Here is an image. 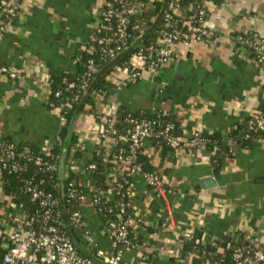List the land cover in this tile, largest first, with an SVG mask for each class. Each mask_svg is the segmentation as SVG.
Segmentation results:
<instances>
[{
  "label": "crops",
  "instance_id": "1",
  "mask_svg": "<svg viewBox=\"0 0 264 264\" xmlns=\"http://www.w3.org/2000/svg\"><path fill=\"white\" fill-rule=\"evenodd\" d=\"M19 1L16 19L0 40V65L19 69L23 77H0V137L41 149L56 142L63 124L59 109L46 104L51 77L70 71L74 57L90 49L100 0ZM207 21L215 29L212 39L179 46L157 73L143 71L113 90L109 86V96L132 112L163 110L179 119L187 133L200 129L218 134L224 149L226 135L264 106V67L236 40L251 31L264 36V0L212 1ZM86 106L73 124L86 144L73 171L89 194L90 138L96 121ZM143 148L165 192L157 195L140 175L132 178L131 210L143 244L124 250L126 262L145 258L146 264H188L195 251L182 259L175 254L181 249L178 240L192 238L210 242L227 235L264 247V139L245 149L237 146L217 166L214 151L168 159L148 141ZM167 206L172 217L163 228ZM82 211L97 247L109 251L110 236L99 213L89 202ZM16 212L0 181V247L5 245L2 236L17 224ZM75 235L81 251L91 256L82 234Z\"/></svg>",
  "mask_w": 264,
  "mask_h": 264
},
{
  "label": "built area",
  "instance_id": "2",
  "mask_svg": "<svg viewBox=\"0 0 264 264\" xmlns=\"http://www.w3.org/2000/svg\"><path fill=\"white\" fill-rule=\"evenodd\" d=\"M150 2L153 0L99 1L96 32L114 28L115 34V37H101L102 52L108 60L117 58L130 47L136 38L145 35L146 22L141 19V15ZM210 3L211 0H164L160 22L153 29L155 40L146 47H139L133 51L129 60L124 63V67L119 68L117 73L105 77L111 90L117 88L120 81H132L138 78L143 71L149 74L157 73L175 55L179 46L190 47L212 39L215 29L207 21ZM19 6V0H0V40L12 24V19L18 14ZM155 19L156 17H153L152 21ZM236 40L252 50L255 53L253 57L255 62L264 67V36L257 31H251L248 34H238ZM96 70V65L89 60L88 71L85 75L89 76ZM0 77L21 79L23 75L19 69L0 65ZM87 81V78L81 80L80 90L82 92H85ZM54 94L58 96L60 91ZM93 97L95 100L94 113H90L96 121V126L90 141L92 145L103 141L105 154L109 153L115 141L127 145L129 153L125 154L120 148L114 154L112 161L116 164L113 171H124L128 179H125L123 183H118L115 189L97 191L93 195L78 189L76 182L72 179L61 192L67 197L66 201L74 199L85 204L89 202L90 205L112 201V205L107 209L112 213V217H108L101 208L97 212L109 233L110 250L105 251L97 247L96 238L82 210L71 212L65 220L61 215L58 197L40 186L43 179L39 180L40 184L33 183L31 179H25L22 190L30 195L32 201L37 202L40 211L38 209L33 213H25L20 207L16 209V226L2 236L5 245L1 247L3 251H0V264H129L123 259L124 250L137 248L143 244L138 237L140 225L131 210L133 195L131 180L135 175H140L155 194L164 195L165 192L164 183L156 171H143L140 164L136 162L135 153L145 146L146 141L155 146L154 151H158L159 146L156 143L153 144V140L163 137L166 143L173 148L177 159L182 155L192 157L198 155L209 142L202 136L200 129L187 133L181 125L183 136H173L169 133L172 127L170 123L162 125L161 122L142 117L132 111L126 115L130 130L121 134L115 125L118 108L116 102L111 96L104 98L101 93H95ZM73 100H77V95ZM64 107H68V104H61L58 107L59 111L61 112V108ZM86 108L89 110L91 107L87 105ZM161 112L166 114L163 110ZM249 130H264V116L259 109L247 117L244 133ZM226 136L228 141L226 147L231 154H234L232 140L228 135ZM14 146L13 143L4 144L0 141V175L3 170L7 172L25 171V164L23 166L17 160L18 157L24 163L34 162L43 173L52 174L57 171L59 174L60 158L49 154L47 146L41 148L39 152H33L28 146L18 150ZM85 146V141L81 138L75 143V149L78 150H85ZM93 167V164L88 165V168ZM65 168L68 171L69 165L66 167V163H63L61 175H65ZM105 207L103 206V209ZM171 217V208L167 206L166 219L162 223L163 228H167ZM66 224L81 230L83 245L93 251L91 256L78 252L66 232ZM232 260L233 264H264V249L249 240L234 248ZM137 264L146 263L142 258V261ZM188 264L194 263L189 259ZM204 264L216 263L205 259Z\"/></svg>",
  "mask_w": 264,
  "mask_h": 264
},
{
  "label": "trees",
  "instance_id": "3",
  "mask_svg": "<svg viewBox=\"0 0 264 264\" xmlns=\"http://www.w3.org/2000/svg\"><path fill=\"white\" fill-rule=\"evenodd\" d=\"M147 1V0H144ZM216 1V0H211ZM164 8V0H153L148 6L143 10L141 19L146 22L145 35L142 39L136 38L130 45V47L121 53L117 58L108 60L103 52V44L101 43V37L111 36L115 37L114 28L112 30L103 29L99 33L96 32V26L94 27V35L91 41L90 49L83 51L79 57H74V67L62 75L52 76L50 83V92L47 99V106L49 108H58L61 104H68V107L61 108V114L63 116L64 122L61 127V131L55 143L48 145L49 154L54 155V157L60 158V162H67L70 168L65 175L59 176L58 172L43 173L41 172L34 162L21 161L19 157L17 160L26 167V170H21L18 172H7L3 170L0 175V181L4 191L10 197L11 205L13 208L20 209L25 213H33L40 207L37 202L30 199V195L25 193L22 188L25 179H31L33 183L40 184L39 180L43 179V183L40 184L45 190H49L54 193L59 199V204L61 208V215L66 220L67 217L73 211H80L85 203L81 201L71 200L66 201V196L62 194L61 191L67 187V183L70 180L76 182V187L80 190H84L83 184L80 183L74 175L73 167L76 165V159L81 157L84 150L75 149V143L78 142V135L73 130V124L77 114L84 108V106L89 105L91 108L90 112L94 113L95 100L93 95L95 93H101L104 98L109 96V84L105 77L110 74L117 73L119 68L124 67V63L129 60L131 53L137 50L139 47H146L147 45L153 43L155 40L153 29L158 26L160 22V17ZM17 16V15H16ZM16 16L12 19V23L16 19ZM156 17L154 21L152 18ZM251 56L254 57L255 53L250 50ZM254 59V58H253ZM92 60L96 65L97 70L92 72L89 76L85 73L88 71V62ZM132 68V67H130ZM129 68V69H130ZM87 78V84L85 92L80 90L81 80ZM72 82V83H71ZM73 84V85H70ZM60 91V95L55 96V92ZM77 95V100L73 98ZM259 110L264 116V106H261ZM130 111L119 105L116 113V128L119 133H127L130 130V124L126 121V115ZM142 117H147L150 120H156L161 122V124L170 123L172 127L169 133L173 136L182 137V130L180 128L181 121L170 114H162L161 110L156 109L153 112L140 111L136 112ZM247 118L243 123L237 125V127L228 133V137L232 140V147L235 151L236 147L248 148L252 141L264 139V130H249L244 133L245 123ZM202 136L209 140L201 152L209 153L214 151V163L219 165L220 159L223 156H232L225 147L221 149V137L218 134H209L202 131ZM0 141L4 144L13 143L15 148L21 149L24 146H28L33 152H39L40 149L33 147L28 143H16L12 140L0 137ZM214 142V145L212 143ZM156 143L159 146L158 154L161 157L166 156L168 159H172L175 156L173 148H171L163 139L159 137L153 140V144ZM152 145V144H151ZM153 149H156L152 145ZM122 149L125 154L129 153L128 146L119 141H115L112 144V148L108 154H105V145L103 141H98L92 146L90 157L88 159V164H93V168H88V179L87 185L90 187L91 195L95 194L97 191H108L109 189H115L118 183H123L125 179H128L124 171L114 172L113 168L116 165L112 160L114 154H116L119 149ZM136 162L140 164L143 171L151 172L153 171V165L150 160V155L144 151L142 147L135 153ZM88 203V202H86ZM106 204V205H105ZM101 203L100 205H91L93 209L98 212L99 209L105 211L108 217H112V213L107 210L112 205V201L109 203ZM103 206H106L103 209ZM67 234L70 236L74 245L77 247L78 252L84 254L77 242L76 232L81 230L78 228H73L70 225L65 226ZM140 238V236H138ZM181 249L175 254L177 258L182 259L187 252L195 251L191 257V262L194 264H204L205 259H209L214 263L219 264H233L232 253L236 246L243 245L249 240L243 238L240 240H234L230 236H223L220 239H215L210 242H200L194 238L188 241L178 240ZM221 247L222 252H217V248ZM264 249V247H261ZM0 251L3 249L0 247ZM147 262V259H143Z\"/></svg>",
  "mask_w": 264,
  "mask_h": 264
},
{
  "label": "water",
  "instance_id": "4",
  "mask_svg": "<svg viewBox=\"0 0 264 264\" xmlns=\"http://www.w3.org/2000/svg\"><path fill=\"white\" fill-rule=\"evenodd\" d=\"M144 37V35H142L141 37H140V39H142ZM62 167H63V161H61V166H60V169H59V176H61V172H62Z\"/></svg>",
  "mask_w": 264,
  "mask_h": 264
}]
</instances>
